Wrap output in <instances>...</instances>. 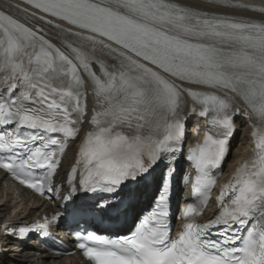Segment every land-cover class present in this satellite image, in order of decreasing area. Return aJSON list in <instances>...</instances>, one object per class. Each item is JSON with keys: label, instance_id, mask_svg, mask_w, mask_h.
I'll return each instance as SVG.
<instances>
[{"label": "snow or ice", "instance_id": "snow-or-ice-1", "mask_svg": "<svg viewBox=\"0 0 264 264\" xmlns=\"http://www.w3.org/2000/svg\"><path fill=\"white\" fill-rule=\"evenodd\" d=\"M189 114L205 129L187 153L192 199L174 233L171 198ZM237 115L249 122L252 148L201 221ZM85 122L76 159L57 184ZM0 170L34 195L64 201V210L32 224H0V243L46 244L70 218L88 264H264V6L2 0ZM150 193L128 234L85 226L89 218H126Z\"/></svg>", "mask_w": 264, "mask_h": 264}, {"label": "bare ground", "instance_id": "bare-ground-1", "mask_svg": "<svg viewBox=\"0 0 264 264\" xmlns=\"http://www.w3.org/2000/svg\"><path fill=\"white\" fill-rule=\"evenodd\" d=\"M0 2H2V0H0ZM188 2L195 4L198 0H188ZM242 2L264 6V0H242ZM89 104H91L90 100ZM238 122L242 125L240 128L242 135L238 136V139L235 138V142L232 144L229 156L230 159L226 164L224 173L229 170L231 163H233L239 156L243 155L248 148V144L246 143L247 131H245L244 127L245 121L239 119ZM237 143H239L238 146ZM69 151L70 148H68L63 157V165L67 163L69 164L72 161L71 158H69ZM3 181L4 179L0 177V223H30L38 212L48 210L47 206L37 205V203L28 200L25 191L17 189L11 185L5 186L3 185ZM1 244L3 245V253H1L2 256H0V264H32L31 261H33L32 259L35 256V249L27 247L21 243H17L16 247H11V242L8 239H4ZM52 258L53 256L49 254L44 257L37 256L35 262L33 261V264H75L70 258L59 261Z\"/></svg>", "mask_w": 264, "mask_h": 264}, {"label": "rangeland", "instance_id": "rangeland-1", "mask_svg": "<svg viewBox=\"0 0 264 264\" xmlns=\"http://www.w3.org/2000/svg\"><path fill=\"white\" fill-rule=\"evenodd\" d=\"M238 146V145H237Z\"/></svg>", "mask_w": 264, "mask_h": 264}]
</instances>
